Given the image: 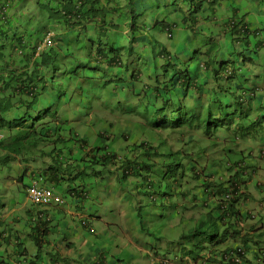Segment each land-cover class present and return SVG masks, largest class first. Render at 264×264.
<instances>
[{"label": "clouds", "instance_id": "obj_1", "mask_svg": "<svg viewBox=\"0 0 264 264\" xmlns=\"http://www.w3.org/2000/svg\"><path fill=\"white\" fill-rule=\"evenodd\" d=\"M26 1L27 15L48 28L36 44L0 46V264H126L129 256L133 264H156V251L165 253L172 264H198L185 255L189 244L166 253L169 243L156 247L143 239L124 213V205L131 204L125 202L128 193L113 178L109 182L86 178L82 172L84 178L76 179L78 170L65 171L69 175L63 180L46 184L45 170L62 167L60 163L65 167L79 148H88L102 121L123 127L130 116L117 111L132 105L144 113L131 119L135 135L140 137L145 130L154 147L162 141L171 146L176 132L192 122L190 133L197 142L206 145L216 140L220 150L237 109L246 103L243 92L264 91V0H240L241 17L228 15L229 0H206L204 15L209 19L200 18L195 25L185 22L172 34L166 30L158 36L170 58L177 60L176 76L165 71L166 58L147 45L132 16L118 12L117 2L124 0H101L97 23L81 32V26L64 25L70 18L64 10L52 16L45 0ZM221 11L219 26H213ZM106 14L113 16L111 21L104 19ZM225 19L237 20V26H231L236 28L235 36L223 24ZM63 33L71 43L74 36L82 40L79 51L73 58H46ZM247 58L255 61L254 67L232 83ZM247 146L264 158V144L261 149L251 143L240 147ZM257 166L258 183L264 186V177L258 176L259 159ZM86 183L91 187L85 201L80 189ZM14 187L25 202L13 198ZM241 188L249 195L241 210L264 214L252 181ZM63 192L72 202H66ZM200 199H179L178 213L164 220L173 227L180 221L198 220L203 211ZM211 202L214 199L205 204ZM94 219L113 228L104 235L105 241L113 237L117 241L108 247L101 242L102 231L92 225ZM22 240L33 245L27 248ZM173 241L179 245L181 239Z\"/></svg>", "mask_w": 264, "mask_h": 264}, {"label": "trees", "instance_id": "obj_2", "mask_svg": "<svg viewBox=\"0 0 264 264\" xmlns=\"http://www.w3.org/2000/svg\"><path fill=\"white\" fill-rule=\"evenodd\" d=\"M239 1L226 3L230 17L242 16ZM26 2L0 0V46L23 42L36 44L43 38L48 26L27 15ZM45 5L52 16L64 10L65 15L70 16L64 20V25L81 26L79 32L92 28L102 12L101 0H45ZM117 5L121 15L132 16V21L141 27L152 51L166 58L168 68L165 71L172 76L177 75V60L173 56L170 58L158 36L166 30L172 34L175 26H184L185 22L195 25L200 18L209 19L204 15L206 0H124ZM223 14L221 11L216 15L213 26H219ZM106 16L104 19L111 21L113 16ZM225 23L230 35L235 36L236 28L231 26H237V20L225 19ZM74 40L71 43L64 33L59 34V43L46 58L53 55L54 58H73L82 44L78 36H74ZM234 40L239 41L237 37ZM254 65L255 61L247 58L232 83L245 78ZM119 68V65L115 66L116 70ZM111 84L120 86L114 81ZM243 93H246L243 100L246 103L237 109L233 128L225 138L227 143L220 150L216 140L206 145L197 142L198 137L190 133L192 122L176 132L171 146L162 141L156 148L152 144L153 138L146 137L145 130L142 136L135 135L131 119L136 113L144 116L143 111L133 105L120 107L119 114L130 116L125 125L115 127L112 121H102V127L90 139L88 148H79L65 167L60 163L62 167L54 165L45 170V183L55 184L69 175L65 171L77 170L76 179L98 177L109 182L113 178L121 191L128 193L125 202L131 203V209L124 211L125 216L132 219L143 236L169 243L171 248L166 253L191 245L185 255L194 263L264 264V214L240 208L249 197L241 185L249 181L260 192L258 196L261 195L264 203V186L258 183L256 176L260 152L258 158L251 153L250 147H240L251 143L261 149L264 144V91L260 95L256 90ZM250 156L255 161L246 160ZM82 172L86 174L84 177ZM89 187L91 185L86 183L80 189V196L85 201ZM197 198H201V216L198 220L180 221L188 224L181 235L176 233L177 226H171L168 220L160 222L153 232L150 230L148 221L152 215L160 214L164 219L178 213L179 199L195 202ZM210 199L214 202L205 204ZM250 200H255V196H250ZM173 239H181V242L177 245ZM155 256L159 258L156 264H172L173 260L166 258L165 253L156 251ZM235 258L239 262H235Z\"/></svg>", "mask_w": 264, "mask_h": 264}, {"label": "rangeland", "instance_id": "obj_3", "mask_svg": "<svg viewBox=\"0 0 264 264\" xmlns=\"http://www.w3.org/2000/svg\"><path fill=\"white\" fill-rule=\"evenodd\" d=\"M258 154L259 153H258V150H257V151H255V153L253 155L255 157H258L259 156ZM246 160H248V161L249 160L250 161H255V159L252 158L251 156L250 157H247ZM259 165H260V168H259L258 176L264 177V158L259 159ZM3 170H5V169H3ZM27 183H28V180H25V184H27ZM12 194H13V198L14 199H18L19 202H25V198H24L23 193H21L15 187L12 188ZM62 194L65 196V200H66L67 203L72 202V199H71V197L69 195H66L65 192H63ZM181 205L184 206V203H182ZM124 207L126 208V211L127 212L131 209V206L130 205H124ZM121 216L124 217L123 215H121ZM169 216H171V215H169ZM169 216H166V217H169ZM164 219H161L160 214L152 215L151 218L148 221L150 230L153 232V230L157 229L159 227V223L160 222L164 223ZM91 223H92V225L94 227H96L98 229H101V231H102L101 242L105 243L107 247L110 246L111 241H115V242L117 241V238L116 237L110 238L108 241H105L106 239L104 238V235H106L107 233L109 234V233H111L113 231V228L111 226L107 228V226L104 223H102L101 221H98L96 219L92 220ZM186 227H188V224L185 223V222H182L176 228L177 230L175 229L176 230V233L178 235H181V233L183 232V230ZM133 236H135V235H133ZM146 237L148 238V240L146 239ZM143 239H145V241H147V243L149 245H151V246L158 247L161 244V242L154 240V238H152V237L145 236V237H143ZM21 242L23 243V245L25 244V247H27V248H29V246L33 245V242H31V240H27V241L22 240ZM114 246H116V244H114ZM130 249L134 250L133 245L130 246ZM166 249H167V246H166ZM123 254H126V253H123ZM0 256L2 257L3 254L0 253ZM131 260H132L131 256H129L128 258H126L125 259L126 264L128 262H130L131 264H133V262H131Z\"/></svg>", "mask_w": 264, "mask_h": 264}]
</instances>
